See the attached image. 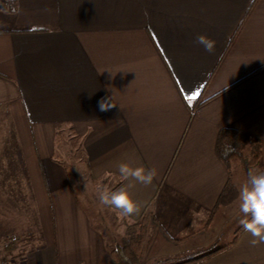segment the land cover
I'll list each match as a JSON object with an SVG mask.
<instances>
[{
  "label": "crops",
  "instance_id": "crops-1",
  "mask_svg": "<svg viewBox=\"0 0 264 264\" xmlns=\"http://www.w3.org/2000/svg\"><path fill=\"white\" fill-rule=\"evenodd\" d=\"M199 35L215 41L212 52ZM101 100L115 106L101 111ZM63 126L79 136L90 179L111 190L127 183L141 205L131 222L149 206L156 233L177 250L157 257L217 249L192 264H264V243L252 246L241 225L221 240L240 214L249 169L264 166V0L0 3V138L23 163L41 234L28 263L113 264L103 232L54 158ZM221 128L257 141L254 161L246 160L254 151L248 144L243 165L237 156L223 162L215 152ZM122 162L157 176L148 186L126 182ZM228 181L235 198L215 205ZM99 206L112 216L117 240L129 218Z\"/></svg>",
  "mask_w": 264,
  "mask_h": 264
},
{
  "label": "rangeland",
  "instance_id": "rangeland-1",
  "mask_svg": "<svg viewBox=\"0 0 264 264\" xmlns=\"http://www.w3.org/2000/svg\"><path fill=\"white\" fill-rule=\"evenodd\" d=\"M60 132L62 133L61 143L59 147H55V154H57L59 160L63 164H65L64 167L67 170L68 178L73 186L77 198H79L81 204L88 211L92 224L103 232L108 245L113 247L115 244L113 240L116 239H112L110 231L114 236H117L118 233L115 230L116 224L112 223L113 220L111 215H107V213L99 209L100 201L98 198V194L102 188L107 187V184L104 181H94L89 178L87 169L82 161V152L75 146L71 145V131L69 127L63 126ZM5 146L6 143L3 142V139L0 138V157L7 158L4 155ZM12 151L13 150H11V147L9 146V152ZM242 152H244V150H242ZM255 153V151L251 150V154L248 155L250 159H246L247 162H249L250 160L251 162L254 161L252 160V158L255 156ZM243 156L239 157L241 165L245 163V159ZM0 161L4 162V159H1ZM13 161L14 164L12 166H9V162H7L6 159V162L8 164L6 163L7 166L4 167L3 170L6 171V173L4 174H7V171L9 169V171L11 172L9 173L10 177L6 176L5 179H2L4 175L0 174V185H2L5 189L10 188L9 186L12 187L15 185V189L11 194H5V190L0 187V231L4 230L8 226H12L14 227V232L12 233H20L22 236L19 240H17L16 247L14 249H11L8 252H2L0 254V264H29L28 253H31L40 244L41 234L35 218L31 215L33 212L31 210L19 212V208L30 204L31 196L29 191L25 192V198H22L20 194H17L18 187L26 188L25 186H27L28 182L21 179L22 183L18 185L19 174L17 173H21L23 171V168L20 164L19 159H14ZM4 180L5 185H3L2 182ZM10 190L12 189L10 188ZM93 204H96V206L98 205V209L100 211L97 209V207L92 206ZM30 215L32 216L31 219L26 220V217H29ZM241 218L242 213H240L236 219L228 223L223 232L221 238L222 241L225 238L226 240L224 241H227L231 238L230 233L233 232L238 225H240L239 220ZM25 232L29 234H25ZM3 237L4 234L2 233V235H0V242H2ZM118 239L119 237L117 238V240ZM176 248L180 249L179 246H177ZM172 249L173 248L170 247V243L167 241L164 234L162 232L156 233L155 226L149 224L142 240L139 264H155L153 263V260H156L157 258H164V256L157 257V255L166 252L169 253L170 251H172ZM209 249H205L203 251H207ZM173 251L176 252L177 250L173 249ZM196 254V252H188L181 254V257L195 256Z\"/></svg>",
  "mask_w": 264,
  "mask_h": 264
},
{
  "label": "trees",
  "instance_id": "trees-1",
  "mask_svg": "<svg viewBox=\"0 0 264 264\" xmlns=\"http://www.w3.org/2000/svg\"><path fill=\"white\" fill-rule=\"evenodd\" d=\"M69 129L71 131V136H70L71 145L75 146L76 148H78L82 152V155H83L82 161H83L85 167H87L88 164H87L86 158L84 157V154H83L81 140H80L79 136L76 135L73 130H71V128H69ZM60 130H61L60 128L57 129V131L55 133V140H54L55 145H56L55 147H57V146L59 147L60 143H61V134L62 133L60 132ZM248 144H252L253 149L256 152V150L258 148V143L255 140H250V138L247 136V134H245L244 132H242L240 130L233 129V128H221L218 131V134L216 136L215 152L218 155V157L228 165L230 157H232V156H237V157L243 156L242 150ZM226 146L230 147L231 149H234L233 151H230L227 155L224 154ZM4 155L7 158L0 157V160L4 159V162L0 161V174L4 175L2 177V179H5L6 176L10 177L9 173H11V172L9 171V169L7 171V174H4V173H6V171H3L4 167L7 166L6 163L9 162V166H12L14 164V161H13L14 160V156H13L14 154L9 152L8 146H7V148H4ZM55 155L57 156V154H54V158H55ZM6 159H7V162H6ZM19 160H20V164L23 168L22 169L23 171L21 173H17V174H19L18 185L20 183H22L21 179H23V180L27 179V175L25 173V168L23 167V163H22L21 159H19ZM63 165L65 166V164H63ZM261 171H264V166H262ZM2 182H3V185H5V180ZM0 187L5 190V191L3 190L5 194H11L15 189V185L12 187L9 186L12 190H10V188L5 189L2 185H0ZM25 187L26 188L18 187L17 194H20L22 198H25V192L29 191L30 196H31V202L29 205H25V206H22L21 208H19V212L20 211L24 212L25 210L26 211L31 210L33 212L32 194L30 191V186L27 183V186H25ZM236 194H237V190H236L235 186L231 182L228 181L224 185L220 194L218 195V198H217L215 205L229 203L231 200H233L235 198ZM0 214H1V210H0ZM31 215L34 217L35 213L33 212ZM31 215L29 217H26V220L31 219V217H32ZM149 224H152L153 226L156 225L155 220H154L153 216L151 215V212L149 211V206H147L146 210L143 212V214L141 215V217L138 220L131 222V223H127L125 225L123 234L119 237V239L117 241H115L114 246L113 247L109 246V254H110V257H111L113 264H139L142 240H143L144 234H145L146 229H147ZM1 229H3V228H1ZM13 230H14V227L8 226L4 230L0 231V235H2V233L4 234L3 240H2V242H0V254L2 252H8L11 249H14L16 247L17 240H19L21 238L22 235L20 233H12V232H14ZM238 230H237V232H238ZM27 232H25V234H29ZM173 240L176 242H179V241H182L183 239H173ZM216 251H217V249L210 251V252H207V253H204V254L199 255V256H186V257H183V259H180L179 257H174V256L157 258L156 260H153V263H155V264H192V263H195V262L200 261L202 259L210 257Z\"/></svg>",
  "mask_w": 264,
  "mask_h": 264
},
{
  "label": "clouds",
  "instance_id": "clouds-1",
  "mask_svg": "<svg viewBox=\"0 0 264 264\" xmlns=\"http://www.w3.org/2000/svg\"><path fill=\"white\" fill-rule=\"evenodd\" d=\"M196 40L207 52H212L215 48V41L206 35H199ZM114 106L115 104L108 100L99 102L101 111H107ZM233 150L226 146L224 154L227 155ZM118 172L124 181L134 180L135 183L144 186L152 184L157 176L154 168L148 169L143 165L133 167L125 162L118 165ZM131 187H135V184ZM98 198L101 204L117 210L121 217L129 218V222L141 211V205L133 199L127 183L115 190L102 188ZM239 201V210L242 213L239 223L243 230L251 235L252 239L249 243L252 246L264 243V171L249 169L247 179L239 189ZM120 232L123 234L124 229L121 228Z\"/></svg>",
  "mask_w": 264,
  "mask_h": 264
},
{
  "label": "built area",
  "instance_id": "built-area-1",
  "mask_svg": "<svg viewBox=\"0 0 264 264\" xmlns=\"http://www.w3.org/2000/svg\"><path fill=\"white\" fill-rule=\"evenodd\" d=\"M0 3L3 8L8 9L13 4V0H0Z\"/></svg>",
  "mask_w": 264,
  "mask_h": 264
}]
</instances>
